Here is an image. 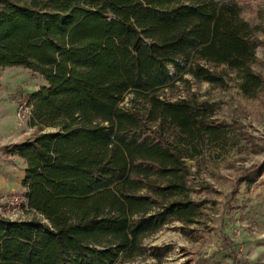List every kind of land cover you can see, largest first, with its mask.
<instances>
[{"label": "trees", "instance_id": "trees-1", "mask_svg": "<svg viewBox=\"0 0 264 264\" xmlns=\"http://www.w3.org/2000/svg\"><path fill=\"white\" fill-rule=\"evenodd\" d=\"M240 12L237 0H0V71L45 81L27 98L36 132L6 149L25 163L33 217L0 216V264L162 260L170 247L144 241L197 222L186 161L226 148L232 125L215 104L164 90L187 76L222 86L211 66L247 97L264 90Z\"/></svg>", "mask_w": 264, "mask_h": 264}, {"label": "rangeland", "instance_id": "rangeland-1", "mask_svg": "<svg viewBox=\"0 0 264 264\" xmlns=\"http://www.w3.org/2000/svg\"><path fill=\"white\" fill-rule=\"evenodd\" d=\"M237 2L241 18L256 28L259 46L253 68L264 78V0ZM211 67L223 76L222 86L187 76V82L176 83L164 92L173 99L215 104V117L232 124L231 143L226 148H207L199 157L186 161L194 172L193 197L204 202L197 222L185 227L178 222L170 224L144 241L148 247H170L160 262L146 256L131 264H234L230 257L233 250L235 264H264V90L247 97L235 73L224 66ZM43 84L42 77L22 67L0 71L1 217H33L21 185L25 163L6 154V149L36 132L30 118L20 120L16 111ZM14 198L20 203L11 204Z\"/></svg>", "mask_w": 264, "mask_h": 264}, {"label": "built area", "instance_id": "built-area-1", "mask_svg": "<svg viewBox=\"0 0 264 264\" xmlns=\"http://www.w3.org/2000/svg\"><path fill=\"white\" fill-rule=\"evenodd\" d=\"M27 102L28 101H24L21 104H19L17 107L16 115L20 120H25L26 118H30L31 116L30 107L28 106ZM19 203L16 198H14V200L11 202V204H19ZM25 204H26V200H25ZM237 264H241V263H237Z\"/></svg>", "mask_w": 264, "mask_h": 264}]
</instances>
